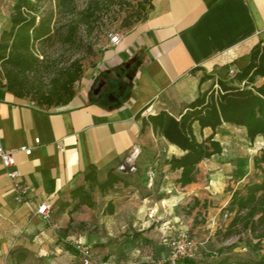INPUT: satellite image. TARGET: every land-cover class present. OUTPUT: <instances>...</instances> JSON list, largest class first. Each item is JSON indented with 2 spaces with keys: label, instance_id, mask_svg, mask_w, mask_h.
<instances>
[{
  "label": "crops",
  "instance_id": "obj_1",
  "mask_svg": "<svg viewBox=\"0 0 264 264\" xmlns=\"http://www.w3.org/2000/svg\"><path fill=\"white\" fill-rule=\"evenodd\" d=\"M152 5L118 45L109 42L66 105L41 107L17 98L0 77V144L13 160L7 169L0 159V264H17L19 257L77 264L70 240L80 219L94 256L138 264L141 246L152 255L168 252L162 236L172 237L174 210L208 200L221 212L245 182L241 178L225 192L233 175L209 165L222 152L202 161L195 182L181 187L180 171H171L165 161L183 152L155 133L147 119L165 112L179 120L200 94L218 91L219 80H233L230 69L248 66L253 48L264 41V0H152ZM8 26L0 18V39ZM263 84L257 77L253 85ZM150 106L153 114L145 115ZM231 128L246 132L224 124L216 139ZM212 133L203 131L206 137ZM24 146L31 152L21 151ZM134 146L141 149L143 174L157 167L154 186L133 179L104 192L92 188L86 176L102 183L112 170L121 174L118 167ZM9 170L21 173L28 189L24 203L15 201ZM81 190L91 199L78 205ZM44 203L51 209L47 220L37 213Z\"/></svg>",
  "mask_w": 264,
  "mask_h": 264
},
{
  "label": "trees",
  "instance_id": "obj_2",
  "mask_svg": "<svg viewBox=\"0 0 264 264\" xmlns=\"http://www.w3.org/2000/svg\"><path fill=\"white\" fill-rule=\"evenodd\" d=\"M14 1L10 27L3 31L0 39V65L3 68L0 77L4 81V87L15 97L30 98L41 107L68 104L74 98L76 85L84 74L79 61L60 69L48 91L33 89L28 74L46 67L49 63V57L44 50L48 44L57 41L64 44L74 42L80 32L87 33L103 20L102 9L97 3H91L80 10L75 0ZM148 3L147 13L142 15L143 11H139L135 19L130 21L126 17L123 28L129 30L144 21L153 8L152 0ZM257 77L264 78V41L253 48L248 66L240 69L233 80H219L218 91L212 89L200 94L179 120L165 112L148 117L147 124L152 126L153 131L183 152L181 157H172L165 161L171 171H180L177 182L181 187L195 182L198 165L202 161L223 152L221 142L216 139V131L224 124L244 127L251 143L259 136L264 138V84L253 85ZM196 127L200 129V136L196 135ZM205 129H211L213 133L206 137L203 134ZM253 165L260 178L248 181L233 192L229 204L222 210V215L229 218L223 234L226 239L238 237V242L250 250L263 251L264 147L254 158ZM149 169H153L157 175V167L152 165ZM149 169L146 175L141 169L137 175L122 172L117 174L112 170L102 183L90 175L86 176V180H91L92 188L97 187L101 192L120 184L129 186L133 179L147 187ZM76 197L79 199L78 205L91 199L82 190ZM168 255L169 249L166 257ZM212 257L214 259L210 264H264V254L244 260L231 258L230 251L225 253L223 248ZM23 260L25 259L19 257L17 262L21 263ZM159 260L161 259L153 264H158ZM200 263L197 256L194 259H184L179 264Z\"/></svg>",
  "mask_w": 264,
  "mask_h": 264
},
{
  "label": "rangeland",
  "instance_id": "obj_3",
  "mask_svg": "<svg viewBox=\"0 0 264 264\" xmlns=\"http://www.w3.org/2000/svg\"><path fill=\"white\" fill-rule=\"evenodd\" d=\"M78 9L82 10L89 4L98 5L103 11V20L99 24H95L87 33L80 32L74 42L70 44L60 43L48 44L45 47L46 55L49 57L46 67H42L35 72L28 74V79L33 85V89L41 88L48 91L53 83L54 77L60 69L68 67L72 62L79 61L83 67V73L91 68L98 66L102 53L105 47L109 44V35L111 33L124 34L127 29L123 28L124 19L134 20L139 11H143L142 15L149 10V0H75ZM14 0H0V18L9 21L10 15L13 12ZM143 9V10H142ZM0 65V71H2ZM77 86V85H76ZM31 100L30 98H27ZM223 147V154L216 157L214 161L209 163L210 169L214 172L220 170L228 171L232 176L228 184L221 185L225 192L231 189V186L238 182L241 178H245V182L239 187H242L248 181L257 180L260 174L254 169V158L259 155L264 147V141L259 138L254 143H250L245 130L241 128L223 129L217 138ZM139 173V163L137 165ZM225 196H223L224 198ZM197 205L190 202L185 207L174 210L177 215L176 225L170 226L172 237L179 231H186L194 239L197 245V253L200 264H210L213 261L212 255L217 253L221 248L225 249V253L230 251L231 258H241L244 260L257 258L264 254L263 251H253L244 244L238 242V237L226 239L224 231L229 223V218L222 215V211L213 210V202L208 205ZM86 213V212H85ZM84 216V212L79 213ZM82 220H76L73 227V233L70 243L73 246L75 241L80 242L86 247H90L89 243L84 240V226ZM89 228V227H88ZM165 234V235H164ZM162 236V242L165 244L168 237L165 232ZM165 239V240H164ZM264 245V244H263ZM166 247V245H163ZM140 257L137 259L138 264H153L157 259L166 258V252L159 249L158 254L152 255L145 247L141 246ZM159 248V247H158ZM115 253V250H112ZM94 255V254H93ZM96 264H111L102 256H94ZM113 262L116 264V260ZM127 262V261H126ZM131 262V261H129ZM136 260L134 259L135 263ZM46 263V260H45ZM18 264H42L39 259H25ZM77 264H80L77 262Z\"/></svg>",
  "mask_w": 264,
  "mask_h": 264
},
{
  "label": "built area",
  "instance_id": "obj_4",
  "mask_svg": "<svg viewBox=\"0 0 264 264\" xmlns=\"http://www.w3.org/2000/svg\"><path fill=\"white\" fill-rule=\"evenodd\" d=\"M123 34L111 33L109 35L110 44L113 46L118 45L122 40ZM239 72L238 69L232 68L229 70L228 75L230 78H234ZM145 115H151L152 106L148 107L145 112ZM21 151L30 153L31 149L27 146H24L20 149ZM141 154V149L139 146H134L130 151L129 155L118 167V171L126 174H132L137 171V161ZM0 159L5 168L10 169L13 166L12 152L6 151L0 144ZM8 176L12 181V188L15 195V201L17 203H24L28 194V189L23 186L21 182V173L17 170H9ZM156 173L153 169L148 171V187H152ZM37 213L41 215L45 220L50 217L51 209L50 206L44 203L41 205ZM165 244L169 249V255L159 260L158 264H179L184 259H194L198 256L197 245L194 239L186 231H179L175 234L174 237L165 240ZM73 248L76 252L78 260L81 264H96L94 261V255L92 249L82 245L80 242L75 241ZM107 264V263H103Z\"/></svg>",
  "mask_w": 264,
  "mask_h": 264
}]
</instances>
